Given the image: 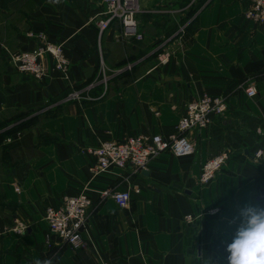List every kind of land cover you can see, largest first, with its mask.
I'll list each match as a JSON object with an SVG mask.
<instances>
[{
    "label": "crops",
    "instance_id": "obj_1",
    "mask_svg": "<svg viewBox=\"0 0 264 264\" xmlns=\"http://www.w3.org/2000/svg\"><path fill=\"white\" fill-rule=\"evenodd\" d=\"M183 2L138 0L137 32L152 30L140 42L159 45L132 64L139 75L131 83L122 85L116 77L129 72L130 64L102 85L100 71L111 75L117 68L108 64L110 52L133 55L136 40L122 37L115 22L97 31L91 20L99 18L100 0H0V121L18 109H38L29 130L9 138L8 159L0 165V264H228L227 246L241 223L239 209L246 204L264 208L262 167L251 159L253 151L264 149V22L244 18L248 4L238 0ZM181 21L185 29L176 54L162 65L156 56L144 59ZM39 35L60 45L68 61L65 79L49 64L39 80L10 67L8 54L34 50ZM170 41L169 46L175 44ZM99 84L101 93L91 104L82 107L62 98L41 108L68 89ZM249 85L255 90L252 98L244 93ZM202 96H225L226 114L240 112L254 121L235 120L246 155L237 161L222 150L228 159L211 181L198 185L197 177L201 164L224 145L214 142L215 118L205 129L185 133L189 156L161 153L139 174L117 168L89 173L93 158L84 148L174 134L186 104ZM107 188L129 191L128 206L100 200ZM78 194L91 204L83 246L72 251L48 234L43 212L62 196ZM198 214L192 224L183 222L184 215Z\"/></svg>",
    "mask_w": 264,
    "mask_h": 264
},
{
    "label": "built area",
    "instance_id": "obj_2",
    "mask_svg": "<svg viewBox=\"0 0 264 264\" xmlns=\"http://www.w3.org/2000/svg\"><path fill=\"white\" fill-rule=\"evenodd\" d=\"M102 11L99 18L95 16L91 21L100 33L104 31L111 22H115L120 29L122 37H132L141 41L142 36L137 32L135 16L139 12L138 0H100ZM246 2L248 8L243 17L256 23L264 22V0H238ZM184 25V24H183ZM181 25L171 36L174 45L169 46L166 40L156 55L158 65L167 63L168 59L176 54L180 47V41L185 27ZM41 41L32 51L12 52L8 54L7 61L10 67L17 73L30 76L32 79H42L46 75V65L49 64L59 78H66L68 61L62 53L60 45L46 42L43 36H37ZM170 41V42H171ZM105 79L101 80L104 85ZM88 89L72 90L65 101L80 103L82 100H89L88 96L83 97ZM247 97L255 96L252 85L244 89ZM226 112L225 96L209 97L202 96L184 107L175 125V133L171 135L154 134L150 136H131L121 142L103 141L97 142L93 147H86L82 151L93 158V164L88 167L92 176L97 175L110 168L129 170L133 174H139L146 168L147 163L161 153L169 152L175 157L189 156L192 153V146L186 140L185 133L194 130L205 129L212 119L223 116ZM6 143L10 139L5 140ZM228 159V152L221 151L207 159L200 166L197 177L198 185H204L212 180L214 174ZM251 159L262 167L264 178V149H257L251 154ZM134 189V188H132ZM17 191V189H15ZM100 200L110 198L118 208H126L130 201L129 191H119L115 188H107L99 193ZM264 199V193L262 194ZM90 200L84 194L76 196H62L56 206H46L43 212L47 232L55 236L62 244L70 250L75 251L83 246L82 232L86 223ZM210 213H213L210 211ZM200 214L191 216L184 215L183 222L192 224L198 220ZM23 226L17 227V232H22ZM98 264H112L100 261Z\"/></svg>",
    "mask_w": 264,
    "mask_h": 264
},
{
    "label": "trees",
    "instance_id": "obj_3",
    "mask_svg": "<svg viewBox=\"0 0 264 264\" xmlns=\"http://www.w3.org/2000/svg\"><path fill=\"white\" fill-rule=\"evenodd\" d=\"M197 8H194L188 13V17H190L192 14L196 12ZM179 24L180 26L183 25L182 21ZM178 25V27H179ZM178 27H175V30L173 33L177 30ZM3 35H4V42H6V46L9 47L11 45V40L8 43V40L10 39L11 36L8 37V30L5 28L3 30ZM9 38V39H8ZM8 39V40H7ZM7 40V41H6ZM135 52L133 55L127 54L123 58H121L119 61L121 66H124L126 64H131L130 71H123L119 74L116 75V77L121 78V84L126 85L128 83H131L133 80H135L138 77V72L133 71L135 69V65H132L135 63L136 60L142 58L146 54H148L152 49H154L156 46L159 44H150L149 46H144L140 41L135 42ZM10 48V47H9ZM161 47L156 49L153 53L148 55L146 60L151 59L152 57L156 56L157 53H159ZM122 61V62H121ZM120 67V66H119ZM97 69V68H96ZM107 74L111 72H106ZM100 79V76H98V80ZM100 87L101 84L87 90L85 93H83V97L86 95L90 99L89 100H82L80 102V105L86 106L88 104H91L95 101H97L96 96L99 94L100 95ZM71 91L68 89L55 98L51 99L50 102L48 101L47 103L44 104L41 108L49 105L51 102H56L58 100H61L62 98H65ZM38 109L34 110H16L10 113L8 116V119L6 120H1L0 121V165H4L5 161L8 159V151L10 150L11 144L10 145H5L2 144L5 139L7 138H13L15 134L18 132V130L24 125L26 122L21 121L25 116L29 115L32 111H37ZM8 113V111L6 112ZM225 115V119H223L221 116L216 117L214 119V124L213 127L217 130L215 133V141H224V145H227L231 150L230 152V158L239 161L240 158H243L244 155V150L240 146L241 139L244 135L237 133V130L240 128L239 126L233 125L235 123V120L241 121L242 124H247L251 125L254 121L249 118L248 116L240 113V112H232V113H227L226 112L223 114ZM234 119V120H233ZM9 126V127H8ZM225 130V131H224ZM226 134H225V133ZM252 136V135H251ZM254 137V136H253ZM11 141V140H10ZM50 140H46V142H49ZM52 142V141H51ZM219 144V143H217ZM215 145V143H214ZM264 182V181H263ZM1 193H0V198H1Z\"/></svg>",
    "mask_w": 264,
    "mask_h": 264
},
{
    "label": "clouds",
    "instance_id": "obj_4",
    "mask_svg": "<svg viewBox=\"0 0 264 264\" xmlns=\"http://www.w3.org/2000/svg\"><path fill=\"white\" fill-rule=\"evenodd\" d=\"M238 214L241 223L227 246L228 264H264V208L246 204ZM43 264L52 262L45 260Z\"/></svg>",
    "mask_w": 264,
    "mask_h": 264
},
{
    "label": "rangeland",
    "instance_id": "obj_5",
    "mask_svg": "<svg viewBox=\"0 0 264 264\" xmlns=\"http://www.w3.org/2000/svg\"><path fill=\"white\" fill-rule=\"evenodd\" d=\"M189 0H184V4L186 3V2H188ZM152 32V30H145L144 31V36L146 35H149L150 33ZM142 34V33H141ZM143 34L141 35V36H143ZM125 55H127V53L126 52H119L118 50H114L113 52H110V59H109V62H108V64H110V66H117V68L114 70V72L111 74V75H108L106 72L105 73H103V71H100V77H101V79H100V82H101V80L103 79V75H104V79L105 80H109V78L112 76V75H114V74H117L118 73V71H120V69H125V68H128L129 67V64H126V65H124V66H121L120 64H118V63H120V59L121 58H123ZM122 62V61H121ZM106 63H107V61H106ZM120 66V67H119ZM35 113H36V111H32L29 115H27V116H25L22 120H23V122H26L25 124H24V127L23 128H20L19 130H18V132H22V131H28L29 130V127H31L33 124H34V117L36 116L35 115ZM21 120V121H22ZM28 128V129H27ZM16 135V134H15ZM12 143V142H11ZM11 143H6L7 145H10ZM221 143H224V141H221ZM218 150L219 151H222V150H228V151H230L231 149L227 146V145H221L220 146V148H218ZM231 152H232V150H231Z\"/></svg>",
    "mask_w": 264,
    "mask_h": 264
},
{
    "label": "water",
    "instance_id": "obj_6",
    "mask_svg": "<svg viewBox=\"0 0 264 264\" xmlns=\"http://www.w3.org/2000/svg\"><path fill=\"white\" fill-rule=\"evenodd\" d=\"M244 154L246 155V153L244 152ZM141 173H143V172H141Z\"/></svg>",
    "mask_w": 264,
    "mask_h": 264
}]
</instances>
